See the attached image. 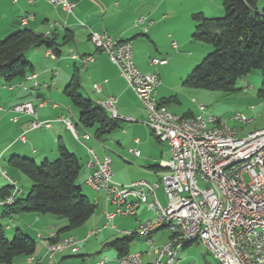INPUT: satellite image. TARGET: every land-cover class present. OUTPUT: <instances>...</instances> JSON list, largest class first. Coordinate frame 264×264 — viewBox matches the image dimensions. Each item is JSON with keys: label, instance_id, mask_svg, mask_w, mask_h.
Here are the masks:
<instances>
[{"label": "crops", "instance_id": "1", "mask_svg": "<svg viewBox=\"0 0 264 264\" xmlns=\"http://www.w3.org/2000/svg\"><path fill=\"white\" fill-rule=\"evenodd\" d=\"M72 1L76 4L74 13H68L61 6L54 5L47 0H0L1 37H6L24 27L45 35H48L49 32V37L55 39L61 51L60 56L57 58L51 57L47 49L44 52L40 50L32 51L28 57L34 67L33 72L29 73V75L33 76L32 78L29 79L28 75L19 81L11 83H4L6 82L5 80L2 83L0 81V167L19 185L21 179H23V175H21L22 172L20 170L18 171V169H15L10 164V158L13 155H23L33 158L36 162L45 159L54 160L58 157V143L62 141L80 159L82 165L80 174L83 173L84 184L91 190H94L87 184L86 180L90 173V168L87 165V161L89 160L88 148H93L101 158L109 155L113 161L110 153L111 150L107 146L117 144L123 149L125 147L123 146V141L128 138L132 139V142L129 140L131 144L127 147V153L137 162L136 166L142 171L141 176L128 178L115 174L114 180L124 185L130 184L139 178H145L149 181H156L158 179L157 181H159L162 172L161 162L167 160L166 155L170 157V146L168 142L161 141L146 124V111L138 96L129 86L127 80L121 75L119 68L111 62L107 53L96 48L90 41V32L93 30L107 33L114 39L131 40L137 66L144 72H156L159 75L161 83L157 89V98L158 100H162L171 96H168L169 92H166V84L163 81L162 67L160 66L170 65L171 61L177 56L175 53V55L171 54L168 58L163 55L167 53L168 48L174 51L180 47L179 41L176 40L170 30L171 24L175 25L179 23V16H177V12L172 14L169 8L162 11V13H157L160 8L159 4L152 8L147 6L145 10L141 8L138 10L132 5L121 7L120 3L116 0ZM146 2H140V5L143 6ZM28 14H33L34 19L29 21L27 25H22L21 19ZM139 17L146 19L148 23L147 31L143 30L144 25L137 23ZM159 22L162 26H159ZM164 28L167 32L163 30ZM150 32L152 36L149 35ZM166 42L167 46L165 45ZM173 42L177 43V47L172 44ZM182 45V48L188 47V38L183 39ZM73 54H77L79 57L91 54L94 61L87 68H83L81 60L73 58ZM153 57L166 60V63L153 65L151 64ZM76 71L79 73L81 79V93L86 98H90L98 103L105 100L108 96H115L117 98L116 109L121 127L103 139H97L92 132L90 133V131L80 125L79 113L65 93V89ZM2 84L6 85V87H3ZM94 84L100 85V91L94 87ZM42 100L46 102L41 106ZM23 102H32L37 107V118L39 121H50V126L30 129V123L34 117L26 113H16L13 110L14 105ZM172 103L168 105L169 108ZM182 115L185 114L183 113ZM190 115L196 114L191 112ZM60 117L69 118L76 125L78 137L75 136L64 121L59 120ZM118 131L121 132L116 134ZM150 131L157 141L154 142L152 140ZM22 134L25 135L26 141L19 139V136ZM87 134L88 136H86ZM133 148L138 149L140 154H133L131 152ZM8 184L9 181L0 175V187ZM159 189L162 194V188ZM23 194H25V191L21 188L19 196L23 197ZM157 196L159 197L158 193ZM94 199V203H97L96 205L103 203L105 209L106 207H115L114 204L107 201V194L103 190L95 191ZM159 199L161 201L160 197ZM130 200H134V198H130ZM140 208H145L151 214L148 216L143 214L138 216ZM0 209L1 217H3L4 207L2 204H0ZM104 214L106 224H103L102 230L109 227L112 230L116 229V225L111 224V222H113L118 214L110 220L106 218V212ZM124 216H135V220L132 222L133 225L130 223L131 226L127 223L126 225L128 226H124L121 230L122 232L127 229L134 230L138 227L139 223L154 218L153 211L146 204L138 207L135 215ZM21 221V225H16L14 234L19 233L18 231L21 229H25L26 233L28 231H35L39 238L36 252L33 255V264H45V262H47L46 264H64V259L73 256L74 253H79L81 246H79L77 251L69 250V253L66 251L56 253L53 261H50L48 258L47 247L50 243V237L58 236L61 239L73 235L67 231L58 234V231L67 225L66 221H56L53 216H40L38 214L29 215L27 220L21 217ZM105 225L107 227H104ZM5 227L12 230L10 224H7ZM92 229L94 228L89 225L84 227V232L79 236L84 238ZM100 236L98 234L95 237ZM170 236L171 233L166 227H162L152 234V238L156 241L157 245L166 243ZM134 237V240L129 244V250L144 251V262L147 264L152 263L155 259V254L151 247L148 248L147 238L137 234ZM137 238L142 240L145 245L147 244V248L143 245L145 249L133 250L131 245ZM200 247L202 248L200 249ZM199 249L201 251H198ZM184 254H188L187 259L192 254H196L200 260L204 259L205 264H211L212 261L219 264L207 246L200 242L182 247L178 251L176 264L182 263ZM117 257L118 251L114 264H117ZM26 260V256H18L12 264H25ZM104 260L107 262L106 258ZM95 264L101 263L97 261Z\"/></svg>", "mask_w": 264, "mask_h": 264}, {"label": "built area", "instance_id": "2", "mask_svg": "<svg viewBox=\"0 0 264 264\" xmlns=\"http://www.w3.org/2000/svg\"><path fill=\"white\" fill-rule=\"evenodd\" d=\"M47 1L61 6L68 13H74L76 4L72 0ZM33 19L34 16L26 15L21 19V23L27 25ZM137 23L144 25V31L148 30V23L144 17H139ZM90 41L96 48L107 53L111 62L119 68L121 75L134 90L146 111V124L161 141L168 142L171 153L169 159L161 162L162 172L159 181L142 184L139 178L124 185L114 180L112 158L109 155L101 158L93 148H88L87 163L90 173L86 180L91 181V187L95 191H105L107 201L116 207L114 212H106V218L110 220L116 214L135 215L142 204H146L153 211V219L139 223L134 231H123L125 235L137 234L147 238L155 254L154 261L148 264H176L175 244L178 240H184L185 235L192 232L203 233L207 248L215 254L219 264H247L245 255L242 263H235L231 258L229 249L226 248L225 232L236 234L242 247L243 245L253 247L264 245V237H257V228L264 226V152H257V145L264 144V129H256V135L243 137L240 135L242 127L230 125L228 120L219 119L213 115L206 117V106L200 103H196L198 114L183 115L186 117V124L164 125V115L178 113L172 111L166 104H164V111H154L153 99H158L157 89L161 80L156 72H144L137 66L132 41L114 39L107 33L93 30L90 32ZM172 44L177 47L176 42ZM48 54L57 58L52 50H49ZM72 57L79 58L83 68H87L94 61L91 54L81 57L73 54ZM159 63H166V60L155 57L151 59V64ZM32 77V75L28 76L29 79ZM94 87L100 91V85L94 84ZM45 102L42 100L40 105H44ZM100 103H106L111 114L118 115L115 96H108ZM13 110L16 113H26L34 117L30 123V129L50 126V121H39L37 107L32 102L18 103L13 106ZM190 119H197V121L211 119L214 121V128H202L203 138L182 135L181 127H187V121ZM231 119L241 124H246V121L250 120L241 113L234 114ZM59 120L64 121L78 137L76 126L69 118L60 117ZM19 139L26 141L24 134L20 135ZM131 152L135 155L140 154L136 148L131 149ZM247 152H256V159L250 165L241 169L226 170L228 160ZM0 175L9 181L13 188L12 193L0 201V204H6V200L15 199L21 194V188L1 167ZM199 175H206V184H199ZM211 178H218L221 184H225L226 199H214L210 188ZM162 185L167 197L166 204L156 202L151 197L153 187ZM215 205H223L222 219H214ZM165 219L176 220V228H167L171 236L163 245H157L152 234L162 228V220ZM238 220H245V227H238ZM101 230L102 228L90 230L89 235L63 245L59 252L77 251L82 242L87 241L91 236H97ZM55 254L47 253L50 261H53ZM144 255L143 251H135V256H128L125 253L117 257V264H147L144 262ZM105 262L106 260L100 261L101 264ZM33 263L34 260L26 264ZM254 264L264 263L254 261Z\"/></svg>", "mask_w": 264, "mask_h": 264}, {"label": "trees", "instance_id": "3", "mask_svg": "<svg viewBox=\"0 0 264 264\" xmlns=\"http://www.w3.org/2000/svg\"><path fill=\"white\" fill-rule=\"evenodd\" d=\"M258 4L259 0H222V17L209 18L203 12L193 14L196 24L193 38L211 44L213 51L193 69L186 84L230 91L235 89L239 78L258 69L263 78L258 95L264 102V6L260 10ZM40 46L52 50L56 57L61 54L57 42L49 34L37 33L27 27L6 37L0 36V78L11 83L27 77L34 67L26 54ZM81 87L80 75L76 71L65 93L79 113L80 125L97 139L119 129L118 116H112L100 103L86 98ZM159 101L168 106L177 102V98L171 96ZM57 149L56 159H45L41 163L28 156L13 155L10 158V164L25 173L32 185L26 196L2 204L3 217L31 212L54 214L67 220V225L58 231L60 234L84 225L94 214L96 204L77 183L82 168L80 159L62 141ZM12 189L11 184L0 187V201L6 199ZM134 236L125 235L111 242L116 245L118 256L130 252L129 244ZM59 240L58 236L49 238L51 244ZM193 243H186L184 247ZM36 248V241L23 233H16L10 240L0 223V264H12L18 256L28 259L35 254Z\"/></svg>", "mask_w": 264, "mask_h": 264}, {"label": "rangeland", "instance_id": "4", "mask_svg": "<svg viewBox=\"0 0 264 264\" xmlns=\"http://www.w3.org/2000/svg\"><path fill=\"white\" fill-rule=\"evenodd\" d=\"M116 1L120 3L121 7L123 6L129 7L130 5H132L135 9L137 8L138 10H140L141 8L142 10H145L147 6H149V8H152L159 4L160 8L157 13H162V11L167 10V8L170 9L172 14L177 12V16H179L178 17L179 23L175 25L171 24L170 30L174 35V37L176 38V40L179 41L180 47L179 49H176L174 51L171 48H168L167 53H164L163 56L168 58L169 56H171V54L174 53L177 56L171 61L170 65L160 66L162 67L163 81L166 84L165 85L166 92H169L168 96L170 95L177 98V102L175 103L173 102L170 106L172 110L181 114L183 113L191 114V112L194 114H198L199 110L196 103L203 104L206 106V111H205L206 117L213 115L216 118L228 120L230 125L242 127L243 129L240 130V135L243 137L247 136L249 132L262 128L264 126V102L258 95V90L261 87L263 80L260 70L258 69L253 70L248 75L239 78L235 86V89L230 91H225L221 89L212 90L203 87H194L185 83L187 77L193 71V69L198 64H200L204 60V58L210 54V52L213 51V46L211 44L201 42L193 38V34L196 30V24L192 16L195 13L203 12L209 18L222 17L224 15L222 0H143V1L116 0ZM140 2H146V3L143 4V6H141ZM263 2H264L263 0H259L258 6L260 10L263 9L264 6ZM159 26H162L160 22H159ZM163 30L167 32L165 28ZM149 35L152 36L151 32L149 33ZM185 38H188L189 45L188 47L185 46L184 48H182L183 47L182 41ZM161 40H162V36H161ZM165 45L167 46V42L165 43ZM45 49L46 48L44 46L33 48L26 54V57L28 58L32 51L40 50L41 52H44ZM0 81L2 83L4 82V79H1ZM4 83H8V82H4ZM236 113L244 114L246 115L247 118H250L251 120L246 124L236 123L231 119V117ZM120 132L121 131H118L116 134ZM150 137L154 142L157 141L154 135H152V133L150 134ZM129 140L132 142V139H128V138L124 139L123 146L125 147L123 149L119 147L117 144H113L112 146H107V147L111 150L110 153L113 157L112 168L114 173L119 174L122 177L136 178L141 176L142 171L140 170V168H138V166H136L137 162L135 161V159L133 160L131 158L132 156L127 153V147H129V145L131 144L129 143ZM166 156L167 159L170 158L169 155ZM41 162L42 161H38V163ZM14 168L18 169L16 167ZM21 175H23V179H21L18 186L25 191V194H23L24 197L29 192L32 182L25 173L22 172ZM82 175L83 173L80 174L77 183L82 184L83 193L84 194L88 193L87 195L89 196L90 201L94 203L95 190H91L88 186L84 184ZM156 181L152 180L151 182L154 183ZM160 188H162V194L160 189H157V193L161 198L162 203L166 204L167 197L164 192L163 185ZM115 209L116 207L113 206L110 208L106 207L105 209L103 203L96 205V210L94 214L89 218V220L84 225L72 231H69V233L73 234L69 236L75 235L74 237L79 238L80 237L79 235H81V233L84 232L83 230L84 227L88 225L93 227L94 229L102 228L103 224H106L105 223L106 220L104 219L105 217L104 213L108 211H115ZM141 214L148 216L151 213L146 211L145 208L142 209L140 208L138 210V216H140ZM29 215L32 216L37 214L31 212V213H22L14 216L1 217V209H0V223H2L4 227L7 226V224H10V226H12V230L6 229L5 227L7 236L10 240L13 239V237L15 236L14 231L16 230V225L22 224L21 217L22 218L24 217V219L27 220V217H29ZM38 215L40 216L50 215L55 217L56 221H66L67 224L66 219L60 220L62 218H59L57 215L54 214H38ZM134 220H135V216H124L122 214H118L117 217L113 220V222H111V224L116 225V229L112 230L109 227L103 229L101 232L102 234L99 233V236L101 235L100 237L91 236L87 242L80 244L81 248L79 253H74L73 256H70L69 258L63 260L64 264H91V263L95 264L97 261L104 260L105 258L107 259V262L105 264H114V259L117 254V247L116 245H112L111 242L115 241L118 238L120 239L123 238L125 234L121 230L124 228V226H128L126 225L127 223H129V226H131ZM127 230L134 231L135 229L134 230L127 229ZM18 232L19 233L23 232V234L29 235L36 241V243L39 241V238L37 237L36 235L37 233L35 231L34 232L28 231V233H26L25 229L24 230L21 229ZM143 245H145V243H143L142 240H139L137 238L134 241V243L131 245V248L133 250L135 249L143 250L147 248L148 245H149L148 248L150 247L149 243L148 245L147 244L145 245V248H143ZM201 248L202 247H200V249ZM200 249L198 251H201ZM66 252L69 253V251ZM187 255L188 254L183 255V261L181 264H205L204 259L200 260L196 254H192L189 259H187ZM46 263L47 262H45V264ZM211 264H216V262L212 261Z\"/></svg>", "mask_w": 264, "mask_h": 264}, {"label": "bare ground", "instance_id": "5", "mask_svg": "<svg viewBox=\"0 0 264 264\" xmlns=\"http://www.w3.org/2000/svg\"><path fill=\"white\" fill-rule=\"evenodd\" d=\"M28 16H34L33 14H28ZM100 49V48H99ZM109 113V108L106 103H100ZM153 108L154 111H164V103H161L158 99H153ZM112 115V114H111ZM118 116V115H112ZM251 120V119H250ZM250 120L246 121L249 122ZM163 124L166 126H175V124H186V117L182 114L176 115H164ZM196 126V127H195ZM202 128H214V121L211 119H190L187 121V127H181L182 135H189L191 138H203V129ZM259 129H264V126ZM248 135H256V130L251 131ZM257 152H264V144L257 145ZM1 159V157H0ZM256 159V152H247L246 154H240L235 156L234 159L228 160L226 163V170H235L244 168L247 165H250ZM88 165V163H87ZM6 172V171H5ZM7 173V172H6ZM140 183L149 184V180L140 178ZM87 184L91 187V181L87 180ZM199 184H206V175H199ZM160 187H153L151 190L152 199L156 202H161L157 196V189ZM210 188L212 194H214V199H226L227 190L225 184H221L218 178L210 179ZM12 200H6V204L12 203ZM223 217V205H215L214 219H222ZM162 227L166 228H176V220L174 219H165L162 220ZM238 227H245V220H238ZM90 233V232H89ZM89 233L87 235H89ZM257 237H264V226L257 228ZM78 240L77 237L69 236L61 238L55 243H50L47 247L48 253H57L61 250L63 245H67L69 242H74ZM200 242L207 246L205 242V236L200 232H192L185 235L184 240H178L175 244V255L177 258L178 251L190 242ZM225 241L226 248L229 249L231 258L234 259L235 263L244 262V255L247 258V264H254V261L257 263H264V245L253 247L252 245H243L239 240V237L232 232H225ZM209 250V249H208ZM211 252V250H209ZM214 258L215 254L211 253ZM128 256H135V251H130L127 253ZM34 260L33 256L28 257L26 263ZM25 263V264H26Z\"/></svg>", "mask_w": 264, "mask_h": 264}]
</instances>
